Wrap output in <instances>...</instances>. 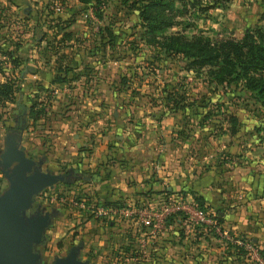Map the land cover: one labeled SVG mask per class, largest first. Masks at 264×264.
<instances>
[{"label":"rangeland","instance_id":"obj_1","mask_svg":"<svg viewBox=\"0 0 264 264\" xmlns=\"http://www.w3.org/2000/svg\"><path fill=\"white\" fill-rule=\"evenodd\" d=\"M10 1L15 6L0 13V48L12 51L18 69L31 65L36 70L27 73L26 69L18 78V69L4 60L0 81L6 75L18 82L20 89L14 97L19 104L35 99L45 106L34 122L19 104L0 106V148L6 129L15 130L23 153L34 159L38 172L63 176L68 169L67 173H72L68 183L61 182L65 181L62 178L33 193L28 207L19 211L24 220L48 215L40 240L32 246L37 256L34 264H50L79 241L83 251L78 257L90 264H110L118 250L127 257L134 255L123 259L120 254L119 264L146 263L127 226L133 220L94 218L81 207L71 206V195L87 199L97 194L92 179H134L144 165L150 166L148 173L153 174L159 164L188 177L194 171L253 166L254 159L264 158V151L253 149L264 143V104L242 93L237 84L208 82L205 67L187 69L180 55L160 52L154 57L156 43L143 35L138 17L140 0ZM218 1L195 15L190 14L189 2L183 11L181 0H173L172 16L180 23L167 28L166 33L190 35L201 30L210 37L238 38L246 27L264 24V0ZM23 8L35 12L36 19L29 14L26 17ZM10 18L16 19L12 34L19 37H11L10 29L5 28ZM104 27L116 36L111 40H106V35L100 37L98 31ZM62 31H67L69 38H64ZM17 40L20 46L16 50L12 42ZM60 53L65 56L57 62L68 64L70 70L65 81L52 82L54 59ZM1 59L6 58L0 55ZM169 89L182 96L184 107L173 110L164 106V92ZM230 113L239 121L238 131L232 135L226 130L225 114ZM219 176L221 180L225 177ZM6 189L0 171V193ZM161 190L151 189L146 195L147 190L141 188L132 195L133 206L157 208L155 195ZM179 191L186 197L190 190ZM136 225L144 228L138 222ZM126 231L130 236L125 243L131 248L127 251L122 250ZM86 252L91 254L82 257Z\"/></svg>","mask_w":264,"mask_h":264},{"label":"crops","instance_id":"obj_2","mask_svg":"<svg viewBox=\"0 0 264 264\" xmlns=\"http://www.w3.org/2000/svg\"><path fill=\"white\" fill-rule=\"evenodd\" d=\"M19 65L20 64H18L16 69L19 68ZM30 66L31 65H27V70L25 68L23 69L24 72L25 70L27 73L35 72L36 69H31ZM6 136L8 140L17 141L16 137L18 135L16 131L6 129L0 152L3 150V143ZM263 144L261 146L257 145L253 149L259 152L260 150L264 151ZM20 145L22 144L17 141V147ZM24 155L26 156L25 153ZM253 166H255L254 170ZM253 166L234 165L224 171L216 169L204 170L202 172L194 171L190 176L184 177V175H180L183 173L176 171V168L169 167V165H157L156 172L153 174L151 171L148 173V170H151L150 166L147 167V165H144V169H141L137 173L138 175H136V177L134 176V179L129 177L128 180L126 178L120 181L113 180V182H110L109 177L92 179L95 185L98 186L95 189L97 194H92V197L87 199L85 197L71 195L74 198L71 206H78L79 209L81 207V209L87 211V215L94 218L101 215L111 220H127L129 218L133 220L134 222L131 221L127 223V226L130 228V234L134 241L133 243H135L139 254H141L144 257V261H146L145 264H264V256L257 251V248L264 250V158L260 157L254 159ZM249 169L251 172H249ZM120 172L124 174L126 169L122 168ZM128 172H130V170ZM219 175L225 177L221 180ZM64 176L65 174L62 178H64ZM132 180H134L135 183L131 182ZM61 182H64V184L68 183L67 181ZM163 187L170 191L167 196H177L180 194V197L187 198L190 196L191 198L189 192L185 193V197L183 193L179 191L180 189L185 190L186 188L201 195L205 204L216 209L219 208L218 214L220 220L217 221V223L230 232L241 234L243 237L252 241L256 247V252L250 253L246 251L240 258H236L234 254H232L231 249L228 250L231 254H226L224 252L226 251L224 246L225 241L218 236L208 233L206 231V225L195 224L197 227H189L183 221L178 220L174 213L167 216L170 221L166 222L162 227L154 229L142 226L137 219V215L131 212L137 209L133 206V193L141 190V188H150L156 191ZM156 196L158 197L159 195H155V197ZM86 200H88V202ZM105 200H120V202H124V205H101L99 203ZM128 205L130 207H128ZM107 206L127 207V209H131V211L129 213L105 212L103 214H96L95 209ZM86 211L84 212L86 213ZM136 222L144 228L140 229L136 227ZM108 223L111 225L110 221ZM128 233L129 232L126 231L125 238L122 239V243L126 244L123 246L122 250H125V246H128V250H131L129 247L130 245L125 243L127 242L126 239L130 236ZM132 239L129 240L132 241ZM77 243L78 244L74 245L78 247L76 250V257L90 264L86 259L78 257V253H82L83 249L81 241ZM72 247L73 246L70 248ZM69 249H65L63 256ZM118 251L116 253H119V255H114L110 260V264L120 263L122 253ZM90 254L91 253L86 252V256L84 255L82 257L87 258ZM122 256L123 259H129L134 255H129L130 257L126 255ZM134 258L137 260L139 255Z\"/></svg>","mask_w":264,"mask_h":264},{"label":"trees","instance_id":"obj_3","mask_svg":"<svg viewBox=\"0 0 264 264\" xmlns=\"http://www.w3.org/2000/svg\"><path fill=\"white\" fill-rule=\"evenodd\" d=\"M79 2H91L96 0H77ZM187 2L190 6V14L201 15L205 10L212 8L219 4L218 0H181L180 6L183 7V11L186 9ZM14 5L10 0L0 1V13L2 11H8L9 8ZM15 6V5H14ZM24 10V8L22 9ZM173 0H140L138 5V17L140 24L143 28V35L147 40H153L156 43L157 51L154 53V57L160 52L171 53L173 55H180L185 61V67L188 69L202 68L205 67V75L207 76L208 82H213L215 85H228L234 83L240 86V91L246 93L247 96L252 98H258L261 104H264V24H256L252 28L246 27L243 33L238 37L227 36L223 38L210 37L199 30L197 33H191L186 35L181 31H174L166 33L167 28L172 25L180 23L173 19ZM26 17L29 14L30 18L36 19V13L24 10ZM12 14V13H11ZM5 15L2 14V17ZM8 20H11L8 19ZM7 20V22H8ZM13 19L5 25L6 29H10L8 32L10 36L13 35L12 24ZM68 24V20H66ZM4 25V23H1ZM103 30L98 31L100 37L106 35V40L113 39L116 35L111 29L104 27ZM61 35L64 38H69L67 31H62ZM13 48L16 50L20 46V42H12ZM0 55L5 56L6 59L0 60V72H3L1 63L7 60L11 65L10 67L16 68L19 64L15 55H12L10 49L2 50L0 48ZM14 56V57H13ZM65 56L64 53H60L58 57L54 59L55 73L52 77V82H61L66 80L67 72L70 70V66L65 64L60 65L57 61ZM6 62V61H5ZM18 78L24 73L23 69H18ZM20 89L18 82H14L12 77L6 76L5 79L0 81V106H5L6 102H12L18 105L20 101H16L14 92ZM164 91V89H162ZM174 90H165V97L163 100L164 106L168 109H178L184 107L186 104L182 102L181 95H175ZM30 103L19 104L18 107L25 109V113L31 122L41 117L44 112L45 104L39 103L32 99ZM227 127L226 130L230 135L235 134L238 131L239 121L233 114H225ZM146 195L151 189H146ZM160 196L157 197L156 203L166 199L170 191L162 188ZM192 200L198 208L204 213L209 214L210 210L214 211V220L217 222L220 220L218 214L219 208L215 209L208 204L204 203V199L201 195L189 191ZM166 194V195H165ZM177 196H180L178 194ZM101 205H120L118 200L101 201ZM178 220L184 222L183 214L176 212ZM217 219V220H216ZM169 222L170 219H167ZM185 223V222H184ZM192 228L197 227L195 224H190ZM189 226V227H190ZM180 230V229H179ZM206 231L211 235L217 236L212 233L210 227L206 228ZM229 231V230H228ZM230 232V231H229ZM234 237H239L241 240L247 238L241 234H235L230 232ZM250 241L249 239H247ZM252 242V241H251ZM226 254L231 249L232 254L236 258H240L246 252L241 244H236L231 241H225ZM128 250V246L124 247ZM259 254L264 256V250L257 248Z\"/></svg>","mask_w":264,"mask_h":264},{"label":"water","instance_id":"obj_4","mask_svg":"<svg viewBox=\"0 0 264 264\" xmlns=\"http://www.w3.org/2000/svg\"><path fill=\"white\" fill-rule=\"evenodd\" d=\"M16 138L18 141L19 136ZM17 141L6 136L0 152V171L7 181V189L0 193V264L36 262L32 246L40 240L48 215L37 214L24 220L20 212L28 207L33 193L62 179L58 174L38 172L34 160L24 155ZM77 248L73 246L64 256L54 257L50 264H88L76 257Z\"/></svg>","mask_w":264,"mask_h":264},{"label":"built area","instance_id":"obj_5","mask_svg":"<svg viewBox=\"0 0 264 264\" xmlns=\"http://www.w3.org/2000/svg\"><path fill=\"white\" fill-rule=\"evenodd\" d=\"M156 207L149 209H127V207H99L95 209L96 214H103L105 212H121L129 213L130 211L137 215L139 223L144 227L158 228L164 226V219L171 213L181 212L183 214L184 222L190 226V223L203 224L207 228L210 227L212 233L216 234L224 241H231L236 244H241L243 249L247 252L255 253L256 247L254 243L247 239L241 240L239 237H234L230 234L228 229L218 224L213 216L214 211L210 210L209 214L204 213L196 206L192 198L189 200L180 196H167L166 199L161 200L156 204Z\"/></svg>","mask_w":264,"mask_h":264},{"label":"flooded vegetation","instance_id":"obj_6","mask_svg":"<svg viewBox=\"0 0 264 264\" xmlns=\"http://www.w3.org/2000/svg\"><path fill=\"white\" fill-rule=\"evenodd\" d=\"M67 172H68V169H65V172H63L65 174V176H64V180L65 181L69 180V178H68L69 176L72 177L71 176V174H72L71 171L69 173H67Z\"/></svg>","mask_w":264,"mask_h":264}]
</instances>
